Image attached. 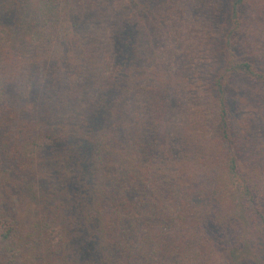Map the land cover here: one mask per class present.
Returning a JSON list of instances; mask_svg holds the SVG:
<instances>
[{"label":"trees","instance_id":"obj_1","mask_svg":"<svg viewBox=\"0 0 264 264\" xmlns=\"http://www.w3.org/2000/svg\"><path fill=\"white\" fill-rule=\"evenodd\" d=\"M160 1L130 0L123 16L122 0H35L31 38L54 84L0 108V264H264L261 158L238 119L247 108L264 117V67L241 52L264 41V22L253 0H228L205 104L177 102L172 116L179 82L165 62L204 40L184 22L194 0ZM138 34L160 45L155 80L138 74ZM8 81L0 63V93Z\"/></svg>","mask_w":264,"mask_h":264},{"label":"rangeland","instance_id":"obj_2","mask_svg":"<svg viewBox=\"0 0 264 264\" xmlns=\"http://www.w3.org/2000/svg\"><path fill=\"white\" fill-rule=\"evenodd\" d=\"M129 1L130 0H122L123 3L127 2V5H129V7H124L123 16L130 14L131 6ZM146 1L149 6L163 8V3L160 0ZM194 1L196 4L191 7L184 22L191 39L196 40V38L200 36L203 37L204 42L200 47H186L184 51L174 54L172 58L165 62L169 68L166 69L164 74L176 77L179 82L177 83V85L179 84V89L178 92H176L174 105L171 109L172 116H175L176 112L178 113L175 106L177 102H182L185 104L186 108L191 109L205 104L203 89L207 84L206 81L210 77L213 66L216 62L218 63L220 56L212 40L215 33L219 32L228 0ZM34 10L35 0H0V63L4 66L9 80L7 89L0 93V108L1 105L4 106V103L10 104V102H17L16 105L18 107L21 105L20 103L22 100L26 99L31 102L35 95L32 88L40 85L44 81L54 84V71L49 70L47 67L43 69L36 58L39 48L31 38V33H33L31 27L32 14ZM249 11L255 16L256 21L260 23L264 22V0H253L249 7ZM144 14H149V12H145ZM114 16L113 14L112 17ZM136 20L137 18L133 19L134 23ZM87 23L88 17L86 21L80 20L77 27L80 36H84V40L89 37L86 35L90 29ZM110 26L111 25H109V27ZM262 34L264 36V33H261L259 36ZM143 36L138 34L137 40H134L137 44L143 43L139 51V55L142 56V59L138 74L140 76H149L152 80H155L157 78L158 68H160L161 65L155 55L160 50V45L158 46L157 42L150 41L149 38ZM63 40L66 41L65 54H67V49L74 53L77 52L76 47L74 48L75 42L72 41L68 35H65V39ZM263 42L264 41L258 43L251 40L241 51L245 56H252L262 67H264ZM52 59H57V57ZM48 60L51 59L48 58ZM65 60L66 59L63 57L62 61L65 64V68H67L68 65L65 63ZM75 66V63H73L72 68L75 69ZM76 67H80V65ZM244 82L243 80L234 81V88L231 93L232 95H237L239 99L244 95V90L241 88ZM54 86L56 87V85ZM95 89L94 87L92 90ZM92 90L89 92L91 93ZM90 93L87 92L85 94L86 101L94 99L96 103L99 99L98 95L100 94L96 91L92 94ZM167 113L169 114L170 110H168ZM247 115L251 116L246 118ZM241 118H244L243 121L246 122V127H250L246 129V132L247 135L251 137V141L254 144L253 151L261 158L258 168L262 172L264 186V164L262 163L264 160V117H260L258 111L247 108L238 114V119ZM18 145L19 148L24 151L25 155H29L34 150V147L31 145L27 146L26 140L22 137L19 138ZM3 175L4 173L0 171V177ZM53 184L54 182H51L50 186ZM58 233L59 229L55 228L53 237L55 236V238H57ZM209 245H213L211 240ZM251 245L256 255L259 256L261 254V249L259 247L262 245V241L255 238L252 240ZM217 252L219 253L218 250ZM219 259L221 258L219 257Z\"/></svg>","mask_w":264,"mask_h":264}]
</instances>
